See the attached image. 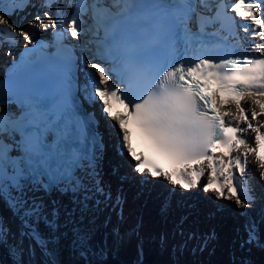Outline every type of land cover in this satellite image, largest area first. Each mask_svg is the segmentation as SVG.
<instances>
[{
    "label": "snow or ice",
    "instance_id": "snow-or-ice-1",
    "mask_svg": "<svg viewBox=\"0 0 264 264\" xmlns=\"http://www.w3.org/2000/svg\"><path fill=\"white\" fill-rule=\"evenodd\" d=\"M11 3V12L0 7V43L16 47L23 40L24 55L15 67L27 69L37 62L29 57L48 47L33 40V29L53 30L60 65L54 88L26 71L7 88L0 84V201L19 222L17 252L23 251L25 239L46 250L55 237L45 236L40 225L52 233L62 214L74 215L54 194H71L73 205L80 203V194L85 200L89 192L105 194L96 155L103 145L92 134L94 115L82 111L77 91L90 103H100L119 131L121 153L131 156L137 172L191 189L199 185L207 161L211 178L205 192L234 199L241 209L254 203V190L245 187L243 177L252 154L259 162L258 179L264 181V0ZM27 8L35 11L26 13ZM15 12L24 13L20 20L27 21L26 29L8 19ZM237 17L244 23L238 25ZM73 39L79 43H66ZM232 39L236 43L229 45ZM244 39L257 55L217 54L238 48ZM78 71L84 74L83 88ZM117 102L125 111L114 115ZM249 131L255 133L256 146L245 136ZM134 134L172 160L178 171L170 174L138 153ZM241 146L246 150L241 152ZM247 233L248 243L258 240L256 221L249 222ZM9 236L16 238L0 216V243Z\"/></svg>",
    "mask_w": 264,
    "mask_h": 264
},
{
    "label": "bare ground",
    "instance_id": "bare-ground-1",
    "mask_svg": "<svg viewBox=\"0 0 264 264\" xmlns=\"http://www.w3.org/2000/svg\"><path fill=\"white\" fill-rule=\"evenodd\" d=\"M5 1L6 0H2V2H0V7L8 6V4L5 3ZM23 15L24 13L13 14L12 16L9 15L8 19L17 28H19L15 22L17 19L20 20V17ZM27 19L30 20L31 15H28ZM22 24L23 27L26 29L27 21L26 20L23 21ZM240 35L244 36L245 34L241 31ZM241 46L249 54L257 55V53L250 50L251 41H249L248 39H244ZM95 108L100 109V105L99 106L95 105ZM260 120L264 121V117H261ZM118 133L114 135L113 133L111 135L106 134L108 141L110 140L112 143V140L113 141L116 140V143L113 145V149L112 152L110 153V156H108L106 160H104L98 166L99 170H97L100 173V179L102 181L101 186L106 191L112 190L113 195H111L108 200L107 196L109 194H105L103 197H101L102 195L99 193L89 192L88 195L91 198L85 200L84 194H80L79 195L80 203L73 205L71 203V198H70L71 194L65 195L63 197H60L58 193L54 194L53 198H59L66 207L74 209V215L68 217L62 214L59 221L57 222V226L54 232L52 233H50L49 230L43 224H41L40 231L45 236H48L50 234L53 235L55 239L49 244L46 250H42L40 247L34 244H30V241L25 239L26 242L29 243L28 246L32 247L31 250H36L37 253H39L40 255L46 258H49V256L52 257L53 259H55L54 264H65V258H63L65 255V250L74 240H77L78 238V235L73 233L72 230H74L75 228H79L82 231H86V229L91 228L93 229V233H94V237L91 243L93 249H95L97 252L105 253L104 237L103 234L101 233L102 228L106 227V224L104 227V222H107L108 223L107 225L109 226L116 224L119 225L126 222L124 223L125 226L129 222H133L135 220L141 219L139 224L140 229L138 228L137 230L138 236L141 233V231H145L142 232L145 234L152 233V235L157 234L158 232H164L167 233L166 237L163 238L164 241H166L165 238L169 237L172 239V242H177L175 244L177 245V247H179L181 242H188L189 244H191L192 247L196 248L194 249V251L196 252H200L202 249H204L203 246L205 245L207 246V248L205 246V250L211 252L210 251L211 248L215 246L216 247L215 250L219 251L222 254L223 260H225L224 261L225 264H230L227 258L228 256H236L238 258L241 254L239 252V248H232L229 244H227L229 241L228 239L229 233L227 231H229V229H231L232 227V224H234V222L230 219L231 217L228 218V216L235 215L234 220L236 219L240 220L244 218L242 214L250 215V218L253 219L254 221L256 220V223L258 222L259 219L262 218L264 219V215H262L264 212L263 211H262L263 213L261 212V208L264 207V181L258 179L259 162L256 160L255 156L249 154L247 168H249L250 165H253V167L251 166L253 170L252 172H250L248 169L245 172L243 179L247 181L248 186L250 185L253 188L256 199L251 206L245 209H241L240 207L237 206L234 199L229 200L224 198H217L216 193L212 191L205 192L203 190L208 179L211 178V169L208 168L207 161H205L203 164V167L205 168V174L200 178V183L196 187H193L191 189H184L181 185L171 184L163 176H161L158 179H150L147 175H143L140 176V178L138 179L139 182H141V184L144 183V186L138 187V191H136L135 187L137 185L134 183V179H137L135 178L137 173L133 171V168H131L132 164L135 163V161L131 158V156L121 153L120 146L117 143L118 139L120 141V134ZM245 136L249 140L250 146H256L253 143V138L255 136V133L249 131L248 133L245 134ZM245 150H246L245 147L241 146V152ZM260 154L264 155V149H260ZM216 155L221 156L222 153L217 152ZM107 165H111L109 170H106L108 173L104 171L105 169H107ZM119 165L120 166L122 165V168L121 170L118 171L117 167ZM104 166H106V168H104ZM200 167L201 165L199 164L192 165V168H200ZM189 170L191 171V169ZM122 175L126 176L125 178L128 179L125 185H120L119 182V178H122ZM119 191H121V196H119L120 198L117 199L118 196L116 198V193ZM136 192H138V196L136 197V201L133 202V199L136 196ZM239 194L243 199L244 198L243 191H241ZM208 207H210L211 211H209ZM135 210L139 212L137 218L135 217L133 218L132 213ZM198 210L200 211L199 214L196 212ZM159 211H163V213L166 216V219L160 220L161 223L157 219V214L159 213ZM150 213L156 216L151 215ZM209 215L211 217H209ZM0 216L7 219L11 229V233L17 236L20 229L19 222L13 217L12 212L8 209V207L4 204L3 201H0ZM85 220L86 222L84 223ZM126 220H128V222ZM89 221L94 222L93 226H90V224L88 223ZM208 223L210 229L205 228V226L208 227L206 225ZM244 224L245 223L243 222V225L242 224L239 225L238 233L239 235L240 234L243 235L244 238V242L241 241L240 246L242 245L243 249H246L247 246L250 245L251 243L247 242L248 241L247 230H248L249 222H247L246 225ZM185 225H187V227L190 225L191 229L185 227ZM97 226L98 228H96ZM257 228L259 231V227ZM64 233H68V236L64 237L63 236ZM164 233H162L161 235H164ZM215 234L216 236H218V240L216 242L209 243V240ZM144 236L148 237L147 235ZM138 239L140 238L138 237L137 239H134L133 243H130L132 247L131 249L128 248L125 251L123 255V260L126 253H127L126 257L129 260H132L133 258L135 259L136 257L139 258L141 256L140 249L138 246V241H139ZM13 242H14L13 236H9L6 243H0V257H3L7 254L9 255L17 254L18 256L16 257L18 264H26V258L23 259L19 256L17 249L15 248V245H13ZM168 244L174 245V243L171 242L170 243L168 242ZM196 244L202 245L201 246L202 248L197 246ZM228 245L230 248L229 247L227 248ZM173 250L174 247L169 248L167 252L166 251L164 253L161 252L162 254L159 253L157 256L158 258L157 264H171L172 256L174 252ZM217 251L215 252L218 253ZM216 260H217L216 262L218 263L219 258H217ZM128 263L131 262L128 261Z\"/></svg>",
    "mask_w": 264,
    "mask_h": 264
},
{
    "label": "rangeland",
    "instance_id": "rangeland-1",
    "mask_svg": "<svg viewBox=\"0 0 264 264\" xmlns=\"http://www.w3.org/2000/svg\"><path fill=\"white\" fill-rule=\"evenodd\" d=\"M251 166L253 167V165H250L249 166V171L250 172H252V170H253V168H251ZM106 173V172H105ZM139 194H140V192H139ZM140 196H141V194H140ZM179 197H181V196H179ZM264 207H262L261 208V212L262 211H264V209H263ZM248 213H249V211H248ZM263 213V212H262ZM151 214V213H150ZM205 214V213H204ZM264 214V213H263ZM151 215H154V214H151ZM159 215H160V213H159ZM161 216V215H160ZM134 218V217H133ZM260 218V217H259ZM263 219V218H262ZM262 219H259V220H261L262 221ZM218 220V219H217ZM237 220V219H236ZM127 222H128V220H126ZM140 221H141V219L140 220H135V221H133V222H129V223H127L125 226H124V223H126V222H124L123 224H116V225H112V226H109V225H107L108 223L107 222H104V227H105V224H106V227L105 228H102V231H101V233L103 234V236H104V232L105 233H109V231L111 230V229H113V230H116L117 232H118V235H122V236H125V235H127L128 233L127 232H129V230L131 229V231L130 232H132L130 235L133 237V240H132V242L131 243H133L134 242V239H137L138 237L140 238V240L142 241V239L143 238H146V236H144V235H147V236H153L154 238V240H156V241H162V243L165 245V247L163 248V251H161L162 253H164L165 251L167 252V250L169 249V248H173L174 247V252H173V256H172V262H171V264H174V259L178 256V255H181V256H183V250H184V248H185V246L183 247V249H182V246H181V248L179 249L178 247H177V245H175L177 242H172V239L171 238H169V237H167V238H165V240L166 241H164V237H166V235H167V233H164V232H158L157 234H153L152 235V233L151 234H149V233H142V232H145V231H141V233L139 234V236H138V233H137V230H138V228L140 229ZM246 221H248V222H250V217L249 216H244V218H243V222L245 223ZM251 221H253L252 219H251ZM86 222V220L84 221V223ZM89 224H90V226H93V223L94 222H92V221H89L88 222ZM99 224V223H98ZM246 225V224H245ZM131 226V227H130ZM185 227H187V225H185ZM258 227V226H257ZM96 228H98V226L96 227ZM187 228H189V229H191V227H190V225L187 227ZM262 229H263V231H264V226H262ZM261 228H260V230H262ZM73 231V233H75V234H77L78 235V238H77V240H74L69 246H68V248L65 250V255H64V257L63 258H65V264H72V263H74V259L76 258V257H79V256H89V255H92V256H94V257H98V258H100V259H105L106 257H105V253H103V252H97L95 249H93V247H92V245H91V243H92V240H93V237H94V233H93V229H91V228H88V229H86V231H82V230H80L79 228H75L74 230H72ZM162 233H164V235H161ZM188 235V234H187ZM63 236L64 237H67L68 236V233H64L63 234ZM138 236V237H137ZM263 236H264V233H263ZM260 237V236H259ZM148 238V237H147ZM150 238V237H149ZM17 239H18V235L16 236V238L14 239V242H13V245H15V248H16V244H17ZM161 239V240H160ZM258 240H259V238H258ZM140 241V242H141ZM170 243H174V245H170V244H168V242ZM15 243V244H14ZM139 244V243H138ZM29 245V243H27L26 242V240H24L23 241V245H22V247H23V251L22 252H18V254H19V256L21 257V258H26V256L27 257H33V258H35V260L33 259V260H31L32 262L33 261H35L37 264H54V262H55V259H53L52 257H50L49 256V258H46V257H44V256H42V255H40L39 253H37L36 252V250H31L32 249V247L31 246H28ZM197 246H199V247H201L202 245H200V244H196ZM208 245V244H207ZM263 245H264V237H263V239H261L260 241H256L254 244H253V246L250 244V245H248L247 246V248L246 249H239V252L241 253L242 252V254H240V256L237 258V257H235L236 259H234V260H231V258L229 257V263L230 264H240L241 263V261L243 260L244 262H248V263H250V264H264V247H263ZM139 246V245H138ZM170 246H172V247H170ZM206 246V245H205ZM205 246H203L204 247V249H202L200 252H196V251H194V250H192L191 249V245H189V247L187 248L188 249V251H187V258H189L190 259V257H188V256H191L192 258H191V260H192V262H196V264H198V262H200V263H203L204 262V260H209V259H211V257H213V254L211 253V252H208L207 250H205ZM210 246V245H209ZM131 244L129 245V247H127V249L129 248V249H131ZM229 247V245L227 246V248ZM193 249H196V248H194V247H192ZM202 248V247H201ZM206 248H207V246H206ZM230 248V247H229ZM139 249H140V253L142 254V246H139ZM177 249H179V250H181L180 251V253L178 254L177 253ZM105 250H106V246H105ZM203 250H205V251H203ZM243 250H244V252H243ZM256 250V251H255ZM129 251V250H128ZM127 251V252H128ZM105 252V251H104ZM160 252V253H161ZM218 253H216V254H214V256H215V258L217 259V258H219V261H218V264H225L224 263V261L225 260H223V257H222V254L219 252V251H217ZM161 253V254H162ZM211 253V254H210ZM127 254V253H126ZM126 254H125V256H124V261H125V263H127V264H139V263H141V256L139 257V258H133L132 260H129L127 257H126ZM211 255V256H210ZM218 255V256H217ZM16 256H18L17 254H15V255H12V254H7V255H5V256H3V257H0V264H18V262H17V257ZM184 257V256H183ZM130 261L131 263H128V261ZM158 260V258L156 257V261ZM217 261V260H216ZM215 261V262H216ZM24 262H25V260H24ZM26 262H27V258H26ZM27 264V263H26ZM30 264V263H29ZM156 264H157V262H156Z\"/></svg>",
    "mask_w": 264,
    "mask_h": 264
},
{
    "label": "trees",
    "instance_id": "trees-1",
    "mask_svg": "<svg viewBox=\"0 0 264 264\" xmlns=\"http://www.w3.org/2000/svg\"><path fill=\"white\" fill-rule=\"evenodd\" d=\"M116 231H112L107 234L106 247H107V257L105 259H100L92 255L89 256H79L74 259L72 264H125L121 258L125 249L128 247L131 241V237L125 236L121 237L119 245L116 241ZM108 240V241H107ZM158 243V244H157ZM146 245V246H145ZM144 246V259L140 264H153L158 254L161 252V245L158 241L146 240L143 243ZM30 264H35L34 261ZM176 264H194L191 260L187 258L180 259L176 258ZM205 264H212L210 261ZM247 264V263H246Z\"/></svg>",
    "mask_w": 264,
    "mask_h": 264
},
{
    "label": "water",
    "instance_id": "water-1",
    "mask_svg": "<svg viewBox=\"0 0 264 264\" xmlns=\"http://www.w3.org/2000/svg\"><path fill=\"white\" fill-rule=\"evenodd\" d=\"M156 262H157V261H155V263H154V264H156Z\"/></svg>",
    "mask_w": 264,
    "mask_h": 264
}]
</instances>
